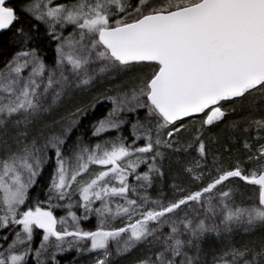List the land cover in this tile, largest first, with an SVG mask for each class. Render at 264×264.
I'll list each match as a JSON object with an SVG mask.
<instances>
[{
    "label": "snow or ice",
    "instance_id": "6c2138e0",
    "mask_svg": "<svg viewBox=\"0 0 264 264\" xmlns=\"http://www.w3.org/2000/svg\"><path fill=\"white\" fill-rule=\"evenodd\" d=\"M16 25L0 66V264H59L57 254L73 248L111 264L110 248L122 256L140 246L148 254L136 264H264V0H0V34ZM42 30L55 43L52 66L35 44ZM129 72L131 86L34 127ZM101 101L111 107L86 136L83 120ZM226 104L247 113L233 132L254 131L259 146L253 152L246 139V159L228 165L213 154L205 173L207 132ZM181 154L201 186L174 184L171 199H152L164 160ZM46 168V201L22 210ZM235 178L254 195L237 203L226 183ZM92 215L96 227L85 230ZM238 231L252 238L237 242ZM211 236L221 247H204Z\"/></svg>",
    "mask_w": 264,
    "mask_h": 264
},
{
    "label": "trees",
    "instance_id": "16d2710c",
    "mask_svg": "<svg viewBox=\"0 0 264 264\" xmlns=\"http://www.w3.org/2000/svg\"><path fill=\"white\" fill-rule=\"evenodd\" d=\"M16 2L17 4H19L20 0H16ZM132 2L135 3L136 0H132ZM22 23L25 25V27H27V18H24L22 20ZM18 26L19 25L14 26L13 29L7 33L0 34V66H3V63L11 57L13 49L9 44V41L12 37V32L15 31V27ZM35 44L36 46L40 47L42 54L47 57L45 61L46 64L52 66L55 62V43H49L47 38L43 36L42 30L41 37L37 39ZM136 74V72H129L127 74L121 75L116 80L105 79L103 83L97 82L92 90H89L83 94H79L72 100H66L65 103L57 110L54 117H50L47 114L34 127L36 129H39L43 127L45 123H51L53 118L59 119L60 116H63L68 111L73 110L74 104L89 103L98 94L105 93L106 89L113 88L116 85L131 86L132 77ZM106 94H110V92ZM108 108V104H106L105 102H99L96 104L95 109L90 111L89 116L83 120L81 128L82 131L87 129V131L85 132L86 136L91 135V130L88 126L92 123V121L97 120L104 114H106ZM225 108L229 110L226 118H224L223 121L218 124V126L210 127L209 131L207 132V137H210L211 140L210 154L207 157L206 162H203L206 165L203 167V172L206 171L205 173H207L209 168H211L213 165V154L218 157H222V162L225 165H228L234 163L238 159L241 161L246 159L249 152L248 149L244 148L246 139H248V142L250 144H254L255 148L258 145L252 139L256 136V133L254 131L250 133H234L230 127V124L233 121L241 120L244 115H247V113H241L239 107H236L235 110H232L233 105L231 104H226ZM241 127H243V125ZM12 134L15 135L14 132ZM261 135H264V133H261ZM93 143H95V141H93ZM254 147L252 148L253 152H255ZM190 151L192 156L198 155L194 149ZM186 162L187 160L184 157V154H181V159L179 162L177 161V158L175 156H172L170 159H165L162 167V171L164 173L163 179L157 178L153 187L149 189V191L152 193V196H155V198H157L159 195H163L165 201H167V199H171L174 192V189L172 187L174 184H178L181 187L188 188L193 191L198 190L199 186H201L200 183L198 181H194L192 177L184 171ZM51 171V168H46L43 175L39 178L38 183L29 190L30 198L26 206L35 207V203L37 202V200L46 201L45 191L51 178ZM204 183H207V178L205 179ZM226 183L228 184V187L236 189L235 200L241 198L244 199L246 197L254 195L253 186L245 185L244 182L239 181L238 178L232 179ZM81 224L82 227L85 228V230H94L95 228L92 221ZM40 232L41 231L37 230L38 235H35L34 237L35 243L36 240L39 239ZM261 234V231L257 230V232L255 233V237H259ZM249 238L252 237H249L242 231L234 233V239L237 242L247 240ZM9 240H11V236H9ZM221 245L222 241L219 238L211 236L205 241L204 247L206 249L219 248L221 247ZM147 254V248L145 246H140L128 254L111 258L110 261L111 264H136L137 259L142 258ZM83 256V252H74L73 254L69 255H60L57 257V260L59 264H70L77 260L76 257L82 258ZM95 260L96 258L93 260V262H95ZM28 264H34V261L30 259Z\"/></svg>",
    "mask_w": 264,
    "mask_h": 264
},
{
    "label": "rangeland",
    "instance_id": "374dc122",
    "mask_svg": "<svg viewBox=\"0 0 264 264\" xmlns=\"http://www.w3.org/2000/svg\"><path fill=\"white\" fill-rule=\"evenodd\" d=\"M136 2H137V0H136ZM136 2H135V3H136ZM69 31H71L70 28L68 29V31L65 32V35H67ZM111 94H114V93H110L109 95H111ZM101 102H105L106 104H108L109 108L111 107V105H110L109 102H107V101H101ZM98 103H99V102H98ZM109 108H108V109H109ZM45 115H47V114H45ZM41 120H42V119H41ZM35 125H36V124H35ZM258 146H259V145H257L256 147H258ZM254 150H256L255 147H254ZM196 156H197V155H196ZM202 163H203V162H202ZM141 170H143V168H142ZM204 172H206V171H204ZM225 190H227V189H225ZM148 195H149L152 199H158V198H161V196H162V195H159L157 198H155V196H152V193H151L149 190H148ZM247 198H248V197H246V198H244V199H243V198H241V199H237L236 202H237V203H240L242 200H246ZM97 206H98V205H97ZM26 207H32V206H22V210H26ZM74 211L77 212V215H82V214H83L81 209H74ZM53 212H54V215H55L58 219H59V217H61V216H65V215H66V210L63 209V208H55V209H53ZM89 221H92L93 224H94V226L96 227L97 220H96V217H95L94 215H92V216L89 218L88 221H82L81 223H86V222H89ZM116 226L119 227V226H122V224H117ZM94 229H95V228H94ZM17 230H19V229L17 228ZM39 231H41L40 234H39L40 236H39V239L36 240V243L34 242V247L37 246V245L39 244L40 238H41V236H42V230H39ZM35 232H36V233H34V237H35V235H38V234H37V230H35ZM34 241H35V240H34ZM5 247H6V245H5ZM110 251L113 252V256L110 257V259L116 257L115 252H114V247L110 248ZM74 252H77V251L75 250V248L71 249L70 251L64 252V253H58V254H57V257L60 256V255H69V254H73ZM83 253H84V256H83L82 258H81V257H76L77 260H75V262H72V263H70V264H94L93 260H94L95 258L97 259L98 256L100 255V254H98V253H96V252H83ZM76 258H75V259H76Z\"/></svg>",
    "mask_w": 264,
    "mask_h": 264
}]
</instances>
